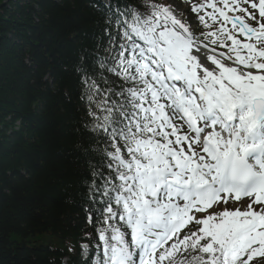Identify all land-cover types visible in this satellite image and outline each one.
<instances>
[{"label": "snow or ice", "instance_id": "1", "mask_svg": "<svg viewBox=\"0 0 264 264\" xmlns=\"http://www.w3.org/2000/svg\"><path fill=\"white\" fill-rule=\"evenodd\" d=\"M90 2L83 264L264 256V0H196L195 28L161 0Z\"/></svg>", "mask_w": 264, "mask_h": 264}, {"label": "trees", "instance_id": "2", "mask_svg": "<svg viewBox=\"0 0 264 264\" xmlns=\"http://www.w3.org/2000/svg\"><path fill=\"white\" fill-rule=\"evenodd\" d=\"M98 23L90 0H0V264H83L95 235L75 66Z\"/></svg>", "mask_w": 264, "mask_h": 264}, {"label": "rangeland", "instance_id": "3", "mask_svg": "<svg viewBox=\"0 0 264 264\" xmlns=\"http://www.w3.org/2000/svg\"><path fill=\"white\" fill-rule=\"evenodd\" d=\"M162 2L172 7L177 16L181 15L183 18L188 19L194 28L199 25L197 15L191 12V5L195 3L196 0H172L170 4L169 0H163ZM218 51L224 50L218 49ZM44 240H46V238H44ZM244 259L247 260L248 257L245 256ZM248 264H264V256L257 254L253 256L252 260L248 261Z\"/></svg>", "mask_w": 264, "mask_h": 264}, {"label": "bare ground", "instance_id": "4", "mask_svg": "<svg viewBox=\"0 0 264 264\" xmlns=\"http://www.w3.org/2000/svg\"><path fill=\"white\" fill-rule=\"evenodd\" d=\"M64 264H67V262L65 261Z\"/></svg>", "mask_w": 264, "mask_h": 264}]
</instances>
